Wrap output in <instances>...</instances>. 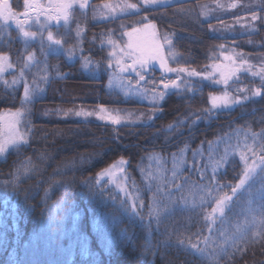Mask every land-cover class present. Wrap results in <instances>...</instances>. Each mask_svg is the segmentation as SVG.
Instances as JSON below:
<instances>
[{
	"label": "trees",
	"instance_id": "1",
	"mask_svg": "<svg viewBox=\"0 0 264 264\" xmlns=\"http://www.w3.org/2000/svg\"><path fill=\"white\" fill-rule=\"evenodd\" d=\"M106 1L89 0L79 36L73 29L65 35L52 29L58 39L66 37L64 49H72L71 56L50 52L48 43L42 51L15 28L0 40V55H8L14 66L0 80V117L22 111L27 133L26 142L0 153V264H264V181L258 177L234 198L230 212L210 223L206 217L215 205L201 203L199 174L192 170L195 161L210 175L227 152L229 162L220 165L217 178L223 184L238 181L242 147L253 143L252 133L264 132V96L209 114L204 109L211 108L210 97L225 89L182 77L180 91L165 94L151 122L114 125L73 115L100 106L123 114L152 109L110 89L107 69L111 53L119 55L128 40L122 33L139 27L144 16L156 24L162 44L165 34L171 40L164 46L169 67L202 72L223 62L222 52L233 51L264 62V21H252L248 10L257 0H173L156 9L127 0L140 12L100 19L96 6ZM19 3L14 2L17 11ZM254 10L264 15L259 7ZM30 53L33 61L27 59ZM128 78L136 82L134 74ZM176 78L155 68L139 85L159 93L161 79ZM25 83L37 90L31 102L24 101ZM260 84L245 71L227 91L250 96L237 89ZM121 160L125 191L101 175L121 169L113 167ZM174 173L182 191L174 188Z\"/></svg>",
	"mask_w": 264,
	"mask_h": 264
},
{
	"label": "snow or ice",
	"instance_id": "2",
	"mask_svg": "<svg viewBox=\"0 0 264 264\" xmlns=\"http://www.w3.org/2000/svg\"><path fill=\"white\" fill-rule=\"evenodd\" d=\"M166 0H141V4L145 8L156 9L162 6ZM24 19L21 20L17 13L13 11L12 6L9 3V0H0V21L3 22L4 25L9 23H14L19 33L22 37L27 40H35L37 38L38 33L36 31L26 30V25L29 24V20L33 17L35 18L36 23H40V17L44 16L45 24L41 25V27H46V24L49 22H55L57 25L60 24L61 21L65 25L69 23L70 18L73 15V10L78 6L80 9H85L88 6V0H48V3L41 4L39 0H23ZM230 7H236L235 4L229 5ZM105 8L110 9V15L116 12V7L110 5H104ZM120 10V15H128L131 13L140 12V6L135 3H127L123 6H117ZM218 7H223V5H219ZM259 7L261 13H264V0H257V3L249 6L250 11H252L251 20L255 21L257 19H261L264 21V15H258L255 12V8ZM139 27L133 26L131 31H124L122 33L123 36L128 37V41L125 46L119 49V55L114 50L111 53V59H109L107 64V69L113 70V74H115L118 70L120 74V78L123 81L131 76V74L135 75L137 85L140 82L146 81V76H148L152 71L155 70V67L158 66L159 70L163 74L168 73H176V79H161L160 83L163 86V90L158 94L153 90L152 92V109L155 114L159 109V103L163 101L165 94L171 90L175 89L177 92L181 89V80L182 75L186 78H199L201 80H209L213 83L219 85L223 84L225 86V91L222 95H213L210 97L211 100V108L204 109L205 113H212L214 110L218 108H229L232 104H239L242 101H247L252 97H261L264 96V63L261 64V67L257 71H252L253 65H251L247 60H241L239 64H237L235 57L241 56L242 54L236 53L233 51L231 54H224L223 61L228 62H214L208 67L211 68V71L208 68H205L204 71L200 72L195 69H188L185 67H169L168 59L164 54V46L165 44L171 45V40H169L167 34L163 36L164 43L156 42V24L151 22L147 16L142 17L141 21L138 22ZM124 25H121L123 28ZM80 35V30L77 28V36ZM41 39V47L43 49L44 46V38L43 34H40ZM47 42L48 46L52 45L62 46V41L60 39H56L53 35V32L49 30L47 32ZM108 44L115 49L117 44L115 41L109 39ZM223 49V45L220 46ZM68 54L71 56L73 54V50L69 49ZM28 61H33L35 59V54L30 53L27 57ZM113 61L115 67L113 66ZM14 66L10 59L6 55H0V74L5 73L7 70L12 69ZM85 67H88V61H85ZM241 71L250 72L252 77H259L261 84L260 87L256 89H237V92H250L251 95H236L233 96L230 92L227 91L229 87V81L234 79H239V73ZM24 69L21 68L20 79H23ZM13 85L18 83L17 79H13ZM111 83V78H110ZM129 87L126 91L125 95H140L147 96V89H141L139 87L132 88L131 80H129ZM155 84V81H152ZM192 89L189 88V91ZM36 89H31L27 83L24 84L23 87V97L25 102H31L34 94L36 93ZM107 110L101 106L99 108L98 113L87 112V111H77L74 113L77 117H90L96 115L99 120H109L114 125L121 124V118L116 115H105ZM16 117L23 116L22 112L14 113ZM67 115V113H65ZM202 116L198 115L197 119H201ZM20 123V120L17 119L15 122L10 123L8 125L9 135L0 140V153L6 152L9 145H14L18 143H22L25 141L24 135H22L17 125ZM171 127V125L169 126ZM259 137V140H257ZM252 141L251 145L245 143L244 149L239 153L240 162L243 167L241 172L238 174V181L232 184H223L219 181L218 174L221 164L228 163L227 155L225 152V156L220 160L216 161L212 167L211 174L208 173V168L204 165H198L195 161H193L192 170L199 174V182L196 187L203 193L201 196V203H213L215 206L211 209V214L206 217V219L210 223H214V217L217 214L220 217H224L226 215V210L231 211V206L234 204V198L239 199L240 196L251 189L252 183L259 177L261 181H264V132L262 133H252ZM211 147V145H209ZM201 155L203 157V153H193V155ZM125 161L121 160L119 165H114L113 167H120L121 171H123L122 166ZM112 173L109 170H106L101 175ZM173 185L176 191H182L183 185L175 183L176 174H173ZM188 178H184V183L187 184ZM227 189V191L225 190ZM165 190H167V186L165 185ZM159 191V189H157ZM177 204L179 201L176 202ZM133 208L137 207V204L133 202ZM261 208L264 209V194L261 195ZM207 240V238H205ZM191 248L203 253L202 249H199L198 244L192 243Z\"/></svg>",
	"mask_w": 264,
	"mask_h": 264
},
{
	"label": "rangeland",
	"instance_id": "3",
	"mask_svg": "<svg viewBox=\"0 0 264 264\" xmlns=\"http://www.w3.org/2000/svg\"><path fill=\"white\" fill-rule=\"evenodd\" d=\"M20 2L19 3V6L18 7H22V10L21 11H17L14 7V2ZM173 0H166L165 3L167 2H171ZM39 2L41 4H47L48 3V0H39ZM9 3L10 5L12 6L13 8V11H15L18 15V17L23 20L24 17H23V12H24V6H23V0H9ZM127 3H130V1H127V0H110V1H106L98 6H96V11L98 13V17H100V19H103V18H110V17H116V16H119L120 15V10H119V7L117 6H123L124 4H127ZM140 3H141V0H140ZM89 0H88V6L85 8V9H80L78 6L73 10V15L72 17L70 18L69 20V23L67 25H65L63 23V21L60 22L59 25H57L54 21L53 22H49L46 24V27H41V25L45 24V18L44 16H41L40 17V23H36L35 21V18L33 17L32 19L29 20V24L26 25V30H29V31H36L38 33L37 35V38L35 40H25L22 35L19 33V31L17 30L16 26L14 23H9L7 25H4L2 21H0V40L3 41L4 40V37L5 35H7L9 33V31L12 29V28H15L18 33L20 34V37L26 42H37L39 45H40V49L43 51L42 47H41V39H40V34L42 33L43 34V38H44V46L48 43L47 42V32L49 30H51L53 32V35L56 39L57 38V34L54 33V31L52 30L54 27H55V30H62V33L63 35L66 34V32L70 31V30H74L76 33H77V28L79 26L82 25V21L80 16L82 14H86L87 11L89 10ZM104 5H110V6H113V7H116V12L112 15H110V9L108 8H105ZM77 13L80 14L77 16ZM97 17V18H98ZM76 24V27L75 25L73 24ZM80 29V28H79ZM157 29V28H156ZM157 32V36H156V42L157 43H161L158 39V31L156 30ZM66 37L61 40L62 41V48L61 46H56V45H52L51 48L49 49L50 52H60V51H64L65 50V53L67 51V48L64 49V41H65ZM128 41V40H127ZM126 41V42H127ZM126 44V43H125ZM124 44V46H125ZM162 44V43H161ZM44 48V47H43ZM45 52V51H44ZM164 54H165V50H164ZM1 55H5L4 53L1 54ZM8 56V55H6ZM10 59V58H9ZM236 59V62L237 64H239L241 62V60H247L251 65H253V68H252V71H257L260 67H261V64L264 63L263 61H258V62H255L249 58H242L241 56H237L235 57ZM264 60V59H263ZM11 62V61H10ZM224 62V61H223ZM224 63H228V62H224ZM155 68L159 69L158 66H156ZM12 69H9L7 70L5 73L3 74H0V80H4L5 78V75L11 71ZM209 71H211V68H208ZM201 72V71H200ZM242 72H245V71H241L239 73V76L242 74ZM110 73V78H111V83H110V86L109 88L110 89H116L117 91L123 93V95L126 97V98H135L137 100H140V101H145V102H148L150 103V105H152V92L153 90L152 89H147V88H144L140 85H137V82H134V81H131V87L132 88H141V89H147V96H140V95H125L126 91L128 90V87H129V78L127 79H124L123 81L121 80L120 78V74L118 73V70L115 74H113V70H110L109 71ZM132 75V74H131ZM182 77H185L182 75ZM186 78V77H185ZM188 79H191V80H197V82H200V83H204V82H208L210 84H213V85H217L215 83H213L212 81H209V80H201L199 78H188ZM236 80V79H234ZM232 80V81H234ZM232 81H229V84L230 82ZM110 82V81H109ZM192 82V81H191ZM219 87H223L225 89V86L223 84H219L217 85ZM155 92L158 94V91L155 90ZM162 102V101H161ZM160 102V103H161ZM159 103V104H160ZM101 107V106H100ZM100 107H91L89 109H82L83 111H87V112H93V113H98L99 112V108ZM107 112L105 113V115H113V116H116L118 115L120 118H121V124L123 123H142V122H151L152 119L155 117V115H157L160 111L158 110L155 114L153 113V109H151L149 112H139L137 109L135 110H127L128 112H125V114H123V112L119 113L117 110L115 109H110V108H106L104 107ZM77 111H81V110H77ZM76 111V112H77ZM18 111H15V112H11V113H3L0 117V120H1V128H0V140H3L5 139L8 135H9V129H8V125L10 123H13L15 122L17 119L20 120V123L17 125V128L19 130V132L24 135L25 137V141H27V133L25 131V128H24V125L22 124V122L24 121V117L21 116V117H16L14 115V113H16ZM19 112H22V111H19ZM23 113V112H22ZM75 113V112H74ZM73 113V115H74ZM25 113H23L24 115ZM77 117V116H76ZM79 119H83V120H96V121H101L98 119V117L96 115H93V116H90V117H78ZM103 122H109L111 123L109 120H104ZM22 142V143H24ZM18 144H21V143H18ZM18 144H14V145H9L8 146V149L6 151H8L9 149H12L13 147H16ZM244 149V146L242 147ZM5 153V152H4ZM3 153V154H4ZM111 175L109 174H105L103 175L104 177H106L108 175V177L110 178V183L115 185L119 190L121 191H125V182H126V175H125V172L124 170L121 171V169H113L111 171Z\"/></svg>",
	"mask_w": 264,
	"mask_h": 264
}]
</instances>
